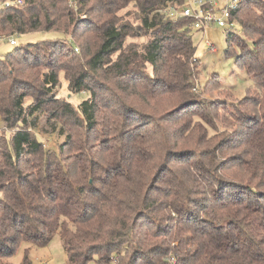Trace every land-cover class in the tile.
<instances>
[{
    "label": "trees",
    "instance_id": "16d2710c",
    "mask_svg": "<svg viewBox=\"0 0 264 264\" xmlns=\"http://www.w3.org/2000/svg\"><path fill=\"white\" fill-rule=\"evenodd\" d=\"M5 1L0 35L56 36L0 59L9 132L0 135V264L21 243L45 247L57 234L69 264H184L186 244L175 245L182 230L201 240L191 264H264V3L246 0L236 13L242 34L227 37L228 53L263 91L262 100L248 98L256 119L247 124L242 112L200 102L220 81H199L191 21L160 12L185 0ZM18 55L42 76L18 78ZM62 74L68 96L57 91ZM171 109L196 110L182 137L209 150L171 144ZM214 115L225 127L229 118L242 145L213 146ZM42 118L63 144L48 148L36 132Z\"/></svg>",
    "mask_w": 264,
    "mask_h": 264
},
{
    "label": "rangeland",
    "instance_id": "374dc122",
    "mask_svg": "<svg viewBox=\"0 0 264 264\" xmlns=\"http://www.w3.org/2000/svg\"><path fill=\"white\" fill-rule=\"evenodd\" d=\"M260 2L264 3V0H259ZM188 6L191 5L190 3L187 4ZM254 7V6H253ZM257 8V7H256ZM259 14L258 9H256ZM239 22V21H238ZM89 28V25L83 24L79 29V34H84L87 32ZM236 32L238 34H242V28L239 25L235 26ZM230 32L226 28H221L218 26H214L212 28H209L205 33L192 30V35L194 38V42L196 45V58L199 60V71L201 73L200 83L206 85L210 79H213L216 77L220 83H218V90L216 89L215 83L213 84V89H206L204 90L199 97L200 102H215L219 103L221 110H228L230 114H235L238 112L241 114L242 112V118L248 119V123H251V120L256 119V117H253V113L246 108L247 104H252L253 102L249 103V99L256 100V99H263V91L258 90L255 81L252 77L247 75L246 71L240 68L237 64V56L235 51H232L228 53V46H227V37ZM6 36V35H0ZM56 36V33L52 32H37L32 33L28 35L23 36H13V39L17 42V45L23 46L27 44H35L42 41H46L49 39H52ZM86 37L80 38V43L83 42V44L87 43L88 40H86ZM78 45L79 39L76 38L75 41ZM210 44L213 46L210 47ZM15 46L10 45L8 41H4L0 43V59L6 57ZM212 48L215 49V51H212ZM32 52H36L33 50ZM40 54L50 59L53 56H50V50H41ZM24 56V55H23ZM22 55H18L17 61L15 63V67L18 68V72L16 73V76L20 79L24 78H33L34 76H37L38 78L42 76L44 68H39L37 71L28 70L27 66L24 65ZM28 56V55H26ZM80 55H76V63L79 64V58ZM56 59V58H55ZM85 58L81 59V63L85 62ZM35 72V73H33ZM61 84L57 88V91L59 94L63 96H68L69 89H68V83L66 81L65 75L62 74L60 76ZM38 83V79L36 81ZM39 84V83H38ZM197 96V95H196ZM77 97L79 102L85 100L84 95H74L73 98ZM72 98V99H73ZM248 99V100H247ZM74 99L75 101H78ZM203 107V106H202ZM237 109V111H235ZM192 112L195 111H189V110H182L178 111V109L175 111V109H171V144L177 145V149L181 152L183 151H191L195 148H200L203 150H209V144H202V146L198 147L200 145L197 144L198 138H191L189 136L183 138L182 135L184 134L182 129L180 130V127H183L184 122L187 120V118H191L190 115ZM221 114H224V111H222ZM231 114V115H232ZM249 114L248 117L245 115ZM222 117L218 118L216 115H214V120L217 123L213 128L215 130L216 137L214 139V142L212 143L215 147L216 145L219 147H222L223 149H228L229 144L232 146H240L242 145L241 142L238 141V136H235V126H233L231 121L228 118L227 124L228 127H225L227 125H223ZM215 123V124H216ZM180 130L179 132H175ZM36 132L39 134V136L44 140V142L47 144L48 148H55L60 146L65 141V136L60 134V131H54L51 129L48 124L46 123V119L42 118L40 120V125L38 130ZM8 136L9 132L5 130V125L3 122V119L0 115V135L5 134ZM212 133V134H214ZM218 134V136H217ZM173 135V136H172ZM234 136V137H232ZM1 137V136H0ZM178 138V139H177ZM183 138V139H182ZM180 140V141H179ZM236 154L235 149L228 151V153L224 156L228 161L231 160ZM230 175V174H229ZM146 230V228H144ZM180 234L175 235L177 242L175 243L176 246L181 244V240H184V243L186 244V247H182V254L185 256L187 260L184 264H191L195 261L194 257L198 253V250L200 248L201 240L195 235V233L182 230L180 231ZM179 248V251L181 250ZM25 257H28L30 262L32 264H69L68 261V255L64 248V244L62 241V237L60 234H57L54 236L53 240L48 246L40 247L33 245L28 242L21 243L17 248L15 254L11 257L5 260L4 262L8 264H23ZM88 264H101L98 262V258H95V260L89 262Z\"/></svg>",
    "mask_w": 264,
    "mask_h": 264
},
{
    "label": "built area",
    "instance_id": "2783aa9c",
    "mask_svg": "<svg viewBox=\"0 0 264 264\" xmlns=\"http://www.w3.org/2000/svg\"><path fill=\"white\" fill-rule=\"evenodd\" d=\"M246 0H185L180 6L169 5L160 11L165 18L179 20L186 18L191 21L192 30L206 32L209 28L218 26L236 32L235 26L239 25L236 13ZM190 3L191 5H187ZM24 5V0H6L1 7L10 8ZM8 41L16 46L13 36H1L0 43ZM213 45L210 44V47ZM212 51H215L212 48Z\"/></svg>",
    "mask_w": 264,
    "mask_h": 264
}]
</instances>
